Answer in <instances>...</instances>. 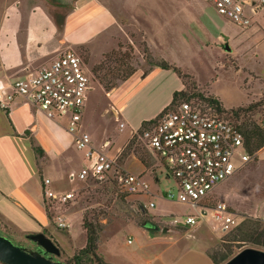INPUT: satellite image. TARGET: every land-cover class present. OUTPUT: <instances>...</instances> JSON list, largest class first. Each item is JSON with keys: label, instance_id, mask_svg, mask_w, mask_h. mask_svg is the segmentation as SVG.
<instances>
[{"label": "rangeland", "instance_id": "1", "mask_svg": "<svg viewBox=\"0 0 264 264\" xmlns=\"http://www.w3.org/2000/svg\"><path fill=\"white\" fill-rule=\"evenodd\" d=\"M100 1L116 16L118 31L96 52H91L88 47L70 50L82 58L89 70H93V100L99 98L98 86L104 89L100 84L104 77L106 81L120 85L131 71H147L153 63L166 59L187 76L188 98L198 97L196 94L212 96L229 110H245L254 105L252 111L240 113L239 122L255 123L264 128V13L254 18L249 29L241 30L220 16L205 0H184L198 5V9L192 10L193 16L183 14L180 24H168L166 41H152L159 27L156 24L157 8L152 0ZM96 104L99 114H105L108 105L105 103V107L103 101ZM125 112L129 119L123 115L126 124L123 132L113 118L110 121V114L106 117L109 121L107 132L110 140L115 141V149L124 144L132 130L139 126L133 121L137 106L131 105ZM89 113L92 115L94 110ZM97 120L102 122L100 118ZM94 129L100 135V125L96 124ZM136 143L139 142L136 140ZM252 157L244 169L219 186L218 192L225 194L230 186L229 193L233 192L239 200L237 206L248 210L260 208L263 217L256 218L264 221V149L259 156L257 152V159ZM151 163L146 169L135 154L128 156L125 162L129 171H142V176L151 185L149 195L128 196L108 183L60 181V188L73 191L75 195L57 211L63 213L70 227L58 229L52 223L48 231L53 237L50 239L61 246L64 258L84 246L82 219L87 217L100 226L98 252L112 264H213L208 254L222 250L224 239L233 229L225 233L217 230L210 211L199 218L195 226H179L187 216H198L199 208L165 198L169 190L176 191L175 182L165 177L164 170L158 171L154 160ZM153 170L158 171L159 182L154 180ZM150 202L155 204L154 208L149 207ZM220 202L225 201L216 191L207 201L212 206ZM245 216L236 218L239 222ZM175 220L179 223L176 224ZM0 235L14 244L34 247L27 239L28 233L15 231L1 217ZM233 246L236 254L249 247L264 250L251 244Z\"/></svg>", "mask_w": 264, "mask_h": 264}, {"label": "crops", "instance_id": "2", "mask_svg": "<svg viewBox=\"0 0 264 264\" xmlns=\"http://www.w3.org/2000/svg\"><path fill=\"white\" fill-rule=\"evenodd\" d=\"M152 2L157 8L155 20L159 25L152 41H166V26L180 24L183 14L192 17V10L198 9L196 3L184 0ZM118 28L116 16L100 0H74L72 4L61 0H0V80L22 77L28 70L37 72L68 50L88 47L96 52ZM98 87L99 98L93 100V86L81 121L96 149L101 148L104 140L111 139L106 118L110 114V121L114 119L113 113L108 112L111 106L119 110L122 122L123 115L129 119L127 108L137 106L133 121L139 128L142 122L155 118L166 108L176 91L184 89L181 78L173 70L160 67H153L146 76L138 69L109 92ZM97 101H103L105 107L108 105L105 114H99ZM91 110H94L92 115ZM67 124V118L49 119L22 98L16 99L8 111L0 108V217L17 232L30 234L48 230L53 214L46 209L43 180L50 179L56 192H68L60 188V181L69 182L67 175L79 170L84 163V154L76 149ZM96 124L100 125V135L95 132ZM110 141L108 153L116 156L125 143L115 149V141ZM32 142L42 149V156L34 151ZM141 172L135 169L133 173ZM218 189L216 193L234 215L263 217L260 208L248 210L237 206L239 200L233 192L229 193L230 186L225 194ZM216 229L219 230L217 225Z\"/></svg>", "mask_w": 264, "mask_h": 264}, {"label": "built area", "instance_id": "3", "mask_svg": "<svg viewBox=\"0 0 264 264\" xmlns=\"http://www.w3.org/2000/svg\"><path fill=\"white\" fill-rule=\"evenodd\" d=\"M216 12L241 30L249 29L254 18L264 13V0H205ZM94 77L82 58L68 50L59 55L48 67L37 72L27 71L22 77L0 80V108L8 111L18 98L26 100L37 112L49 119L67 118V130L73 136L76 149L83 152L84 163L78 172L67 175L69 181H95L117 186L122 193L151 194L150 183L120 165L116 156L108 153L112 142L104 140L101 148L92 146L90 134L83 130L81 121ZM193 97L164 108L140 131L132 130L136 140L155 161L158 171L172 178L176 191L169 190L165 198L173 202L199 208L198 216H187L183 224L195 226L199 218L210 211L221 232H228L238 224L224 202L212 208L201 206L222 183L244 169L253 157L245 148L243 132L229 109L207 99ZM118 129L126 124L120 112L111 106ZM158 171L151 172L159 182ZM43 192L48 212L53 214L59 228L69 229L61 210L75 197L73 191L56 192L51 180H43ZM149 207L155 204L150 202ZM175 223L178 224L175 220ZM131 243V239L129 241Z\"/></svg>", "mask_w": 264, "mask_h": 264}, {"label": "trees", "instance_id": "4", "mask_svg": "<svg viewBox=\"0 0 264 264\" xmlns=\"http://www.w3.org/2000/svg\"><path fill=\"white\" fill-rule=\"evenodd\" d=\"M63 25V24H62ZM154 67H160L162 69L166 70H173L182 80L184 89L181 91H176L173 94V98L171 103L169 104L170 107L176 105L178 102L182 100H187V89L188 84L185 82V78H187L186 75H183L179 68L171 65L165 60H159V62L153 63L151 68L149 70L144 71V76H146ZM136 70L131 71L128 76L124 79L126 80L130 76L134 74ZM91 73L94 76L93 70H91ZM123 80V81H124ZM100 84L103 86V88L109 92L110 90L117 87V83L113 84L109 81H106L105 77L104 79L100 80ZM198 97L204 98L205 96L201 94H196ZM211 102L217 104L218 108H222V104L219 102L217 98H214L212 96L207 98ZM254 105H250L247 109H238V110H230V112L233 113L235 116L236 121L239 123V127L243 132L244 140H245V148L247 152L251 156H256L257 152H259L262 148H264V128L262 126L255 124V123H243L239 122L240 113L242 111L249 112L252 111L254 108ZM149 122L144 121L142 122L139 131L145 127ZM136 136L131 138L127 146L124 150L121 151L118 161L120 165L124 166L125 162L127 161V157L131 154L137 155L138 159L142 163V165L148 169V167L152 164L153 161L152 157L144 150V148L139 143H136ZM32 146L34 151L38 154V156L43 155V151L40 147L35 146V144L32 142ZM135 146V147H134ZM149 159V160H148ZM257 159V157H255ZM53 188V187H52ZM45 201V199H44ZM46 204V202H45ZM201 206L212 208L214 206L209 205L207 201H204L200 204ZM141 208H144L142 204H140ZM47 209V207H46ZM146 210V208H144ZM52 218L53 223L57 226L55 223L54 217ZM179 226L182 224L179 223ZM82 227L85 231V245L76 251L72 256H68L67 258H64L63 254L61 255L60 260L65 262L66 264H112L108 262L104 255H101L99 250V243H100V233L101 229L97 222H93L91 220H88L87 217H84L82 219ZM233 230L230 231L228 236L224 239V248L222 250H219L215 254H208L210 260L213 264H224L229 259H231L234 255H236L234 251L233 245H248L251 244L256 247L264 248V221L259 218H252L249 216H245L242 220L238 222L236 226L232 228ZM44 233L47 237L53 238L49 231L47 229H44L41 231ZM55 242V241H54ZM56 243V242H55ZM57 244V243H56ZM62 252V248L59 244H57ZM0 264H3L0 262Z\"/></svg>", "mask_w": 264, "mask_h": 264}, {"label": "water", "instance_id": "5", "mask_svg": "<svg viewBox=\"0 0 264 264\" xmlns=\"http://www.w3.org/2000/svg\"><path fill=\"white\" fill-rule=\"evenodd\" d=\"M72 4L74 0H61ZM226 49L229 48L226 46ZM34 247L14 244L7 237L0 235V262L3 264H66L59 259L60 248L44 233L35 232L27 235ZM224 264H264V250L245 248Z\"/></svg>", "mask_w": 264, "mask_h": 264}]
</instances>
